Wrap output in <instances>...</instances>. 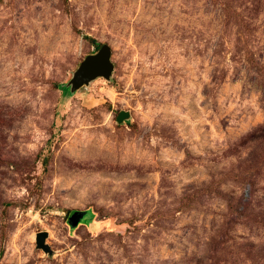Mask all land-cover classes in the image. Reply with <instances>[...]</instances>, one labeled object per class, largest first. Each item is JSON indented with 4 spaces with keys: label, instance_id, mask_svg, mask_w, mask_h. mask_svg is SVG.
<instances>
[{
    "label": "rangeland",
    "instance_id": "obj_1",
    "mask_svg": "<svg viewBox=\"0 0 264 264\" xmlns=\"http://www.w3.org/2000/svg\"><path fill=\"white\" fill-rule=\"evenodd\" d=\"M0 264H264V0H0Z\"/></svg>",
    "mask_w": 264,
    "mask_h": 264
},
{
    "label": "water",
    "instance_id": "obj_2",
    "mask_svg": "<svg viewBox=\"0 0 264 264\" xmlns=\"http://www.w3.org/2000/svg\"><path fill=\"white\" fill-rule=\"evenodd\" d=\"M114 69L112 63V51L108 45H103L101 49L94 55L88 56L81 66V69L76 76L75 86L76 88L83 87L91 77L102 76L105 78L110 77ZM128 118V114L122 112L118 117V122L122 123ZM84 214L76 212L72 215L70 222H74V226H77L81 219H83ZM48 233H39L36 236L37 248L43 250L46 253H50L51 249L46 244L48 238Z\"/></svg>",
    "mask_w": 264,
    "mask_h": 264
},
{
    "label": "trees",
    "instance_id": "obj_3",
    "mask_svg": "<svg viewBox=\"0 0 264 264\" xmlns=\"http://www.w3.org/2000/svg\"><path fill=\"white\" fill-rule=\"evenodd\" d=\"M92 44L94 45V47L99 51L101 49V45L99 43H97L95 40L91 39Z\"/></svg>",
    "mask_w": 264,
    "mask_h": 264
}]
</instances>
